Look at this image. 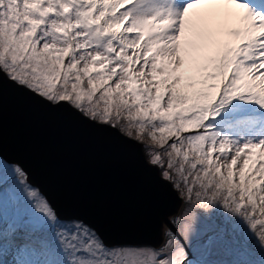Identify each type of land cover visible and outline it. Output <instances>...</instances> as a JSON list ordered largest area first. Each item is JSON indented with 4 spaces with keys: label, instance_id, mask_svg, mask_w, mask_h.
Listing matches in <instances>:
<instances>
[{
    "label": "snow or ice",
    "instance_id": "1",
    "mask_svg": "<svg viewBox=\"0 0 264 264\" xmlns=\"http://www.w3.org/2000/svg\"><path fill=\"white\" fill-rule=\"evenodd\" d=\"M5 80L121 147L175 211L154 244L106 243L0 150V264H237L244 225L264 250V0H0V112Z\"/></svg>",
    "mask_w": 264,
    "mask_h": 264
},
{
    "label": "water",
    "instance_id": "2",
    "mask_svg": "<svg viewBox=\"0 0 264 264\" xmlns=\"http://www.w3.org/2000/svg\"><path fill=\"white\" fill-rule=\"evenodd\" d=\"M0 150L19 161L62 219L84 218L106 243H156L175 208L119 146L45 113L5 80Z\"/></svg>",
    "mask_w": 264,
    "mask_h": 264
},
{
    "label": "rangeland",
    "instance_id": "3",
    "mask_svg": "<svg viewBox=\"0 0 264 264\" xmlns=\"http://www.w3.org/2000/svg\"><path fill=\"white\" fill-rule=\"evenodd\" d=\"M210 82H215V81H210ZM198 87L204 88V90H206L205 86L201 85ZM257 151H259V150H257ZM256 159H258V156L254 154L253 160H256ZM243 227L245 228L246 235L248 236L247 247H248V249H251L253 251L244 253L239 257L231 258V259H235L237 261V264H257V261L259 260V258L261 256H264V250H260L258 248V245L255 244V242H254V240L250 234V230L247 229V226L244 225ZM5 228H6V222L4 220L3 214L0 213V250H2L3 243H4ZM13 230L14 229L11 228L10 226L7 227V231H8L9 236L11 235ZM65 252L69 257H73L75 254V250L71 247H66ZM9 259H10V257H9ZM73 264H74V261H73Z\"/></svg>",
    "mask_w": 264,
    "mask_h": 264
}]
</instances>
